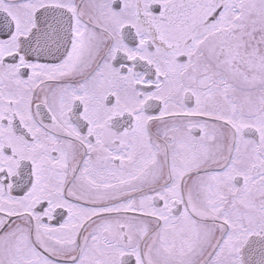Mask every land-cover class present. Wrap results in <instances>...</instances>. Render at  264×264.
Masks as SVG:
<instances>
[{
    "label": "snow or ice",
    "instance_id": "6c2138e0",
    "mask_svg": "<svg viewBox=\"0 0 264 264\" xmlns=\"http://www.w3.org/2000/svg\"><path fill=\"white\" fill-rule=\"evenodd\" d=\"M0 264H264V0H0Z\"/></svg>",
    "mask_w": 264,
    "mask_h": 264
}]
</instances>
